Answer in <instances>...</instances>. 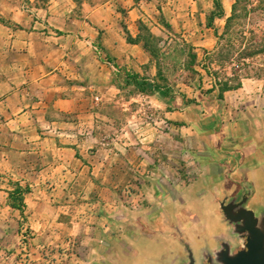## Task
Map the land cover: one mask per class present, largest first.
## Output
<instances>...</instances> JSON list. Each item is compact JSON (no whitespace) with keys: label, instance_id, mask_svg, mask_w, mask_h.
I'll use <instances>...</instances> for the list:
<instances>
[{"label":"rangeland","instance_id":"rangeland-1","mask_svg":"<svg viewBox=\"0 0 264 264\" xmlns=\"http://www.w3.org/2000/svg\"><path fill=\"white\" fill-rule=\"evenodd\" d=\"M102 1L70 0L71 20L76 21L72 29L82 34L50 45L55 70L50 124L42 119L34 138L25 141L14 121L22 106L30 104V95H36L27 73L36 71L38 57L48 52L18 40L21 26L0 15V103L5 109L0 121V264H93L101 259L98 252L124 249L127 239L144 231L142 206L153 195L144 193L143 186L189 184L187 152L202 147L208 131L220 145L238 142L242 131L235 123L246 103L254 106L260 121L264 169V54H257L264 37V0H241L243 19L227 35L236 0H221L225 16L216 18L211 28L214 0H130L129 6L113 0L109 12L91 21L88 15ZM9 2L11 13L25 4ZM140 23L154 37L155 56L142 44L119 49V57L109 53L104 41L109 45L123 38L129 44L126 32L136 39ZM61 46L68 47L67 53H59ZM229 53L230 60L225 58ZM227 79L233 86L242 82L244 90L226 93L221 101L216 81ZM138 82L160 89L145 94ZM43 90L33 101H46ZM20 93L28 95L25 102H19ZM43 132L60 148L73 149L74 158L59 152L58 145L51 147L55 159L48 147L45 160L28 149L26 143L41 142L36 138ZM60 155L67 158V170L58 163ZM98 174L118 186L101 196L94 189L101 180ZM18 184L30 189L25 217L11 207L10 193ZM260 197L257 219L264 233V184ZM187 208L203 216L208 211ZM223 226H216L218 232L223 233Z\"/></svg>","mask_w":264,"mask_h":264},{"label":"crops","instance_id":"crops-1","mask_svg":"<svg viewBox=\"0 0 264 264\" xmlns=\"http://www.w3.org/2000/svg\"><path fill=\"white\" fill-rule=\"evenodd\" d=\"M22 1L25 6L16 8L11 13L13 11L9 10V0H0V15L10 17L21 26L18 40L31 47L38 44L48 52L38 57L39 66L36 71L27 73V78L31 79L29 87L36 90V95H30V104L22 106L14 121L20 132L18 137L25 141L24 138L28 136L34 138V130L39 128L38 124L42 119L50 124V83L54 80L55 71L50 62V45L53 48L55 46L52 42L60 44L62 39L71 37L69 34L82 32L72 29V23L76 21L71 20L70 0ZM112 1L103 0L92 9L88 18L92 21L94 16L109 12ZM121 2L129 6L130 0ZM50 29L53 33H50ZM131 34L134 37L137 35L133 32ZM104 45L116 57H119L118 50L125 46L139 47L127 44L123 38H119L117 43L111 40L109 45L104 41ZM67 51L68 47H59V53L65 54ZM39 90H43L41 94L46 101L43 98L41 102L33 101L35 96L38 97ZM243 90L242 87L236 92ZM17 98L19 102H25L28 95L20 93ZM240 115L235 123L238 130L242 131L238 142H223L220 145L212 137L213 131H208L203 135L207 139L204 145L187 152L185 166L192 177L189 184L182 186L177 183H154L143 186L144 193L153 195V199H149L142 206V231L145 232L139 233L132 240L127 239L122 250H94L101 259L93 264H228V260L235 259L248 250L247 240L250 234L246 231L248 218L244 214L252 211L255 218H258L257 206L261 204L264 169L261 168V147L258 143L260 121L255 117L254 106L246 103L245 111H241ZM2 116H5V109L0 103V121ZM41 134L42 136L36 138L41 142L30 146L26 143L28 149L37 150L45 160L49 153L45 152V147H48L52 159H55V149L51 147L57 148L58 145L59 152L66 151L68 156L74 158L73 149H62L56 139L47 136V132ZM62 156H59L58 163L63 165V170H67V158ZM86 169L82 174L87 173ZM97 178L101 180L94 183V189L101 196L118 186L117 181L111 184L103 181V174H98ZM146 199L148 198L145 197ZM191 206L197 208V211L201 207L208 211L204 216L201 213L195 214L187 208ZM219 224L224 225L223 233L216 229ZM143 240L146 242L142 244ZM132 245H137L138 248L134 249Z\"/></svg>","mask_w":264,"mask_h":264},{"label":"trees","instance_id":"trees-1","mask_svg":"<svg viewBox=\"0 0 264 264\" xmlns=\"http://www.w3.org/2000/svg\"><path fill=\"white\" fill-rule=\"evenodd\" d=\"M242 1L241 0H236V3L233 5L232 8V15L231 17H229L227 19V24H226V35L232 32V28L236 25V24H240L241 20L243 19V16L241 14V10H239V6L241 5ZM214 4H215V8H216V12H214L212 14V18L210 19V28L212 27L214 20L216 18H224V9L221 3V0H214ZM160 11V10H159ZM161 13V11H160ZM167 27L169 29H171L170 25H167ZM58 34H61V32H58ZM127 34V41L129 44L132 45H139L142 44L143 48L146 52H149L150 54H152L153 56H155V51L154 48L151 46V41L153 40V35L152 33L149 31V29L144 26L142 23H140V27H139V34L137 35L136 39H132L131 35L126 32ZM217 37L218 34L216 33ZM259 47V49H257V54H264V37L260 39L259 43H257ZM256 54V53H255ZM252 56V55H249ZM226 59L230 60L231 58V53H229L227 55V57H225ZM192 60L193 63L195 64V62L197 61V55L193 54L192 55ZM108 62L110 64H113V62L108 59ZM116 66V65H114ZM135 79V78H134ZM232 79H227L226 82L224 83H220L218 84L216 81V86L219 90L218 93V98L219 100L223 101L225 98V94L234 90H239L243 87L242 82H239L236 86H233L232 83ZM138 87L141 90L142 93H152L155 90H159V87H155L154 85H151L149 83H145V82H138ZM216 88L213 87V89L210 91L211 93L215 92ZM30 189L27 188H23L21 185H16L14 191L12 193H10V201H11V207L15 210H18L22 217H25V209H26V203H25V197L27 194H29Z\"/></svg>","mask_w":264,"mask_h":264},{"label":"water","instance_id":"water-1","mask_svg":"<svg viewBox=\"0 0 264 264\" xmlns=\"http://www.w3.org/2000/svg\"><path fill=\"white\" fill-rule=\"evenodd\" d=\"M244 217L248 218L246 231L250 234L247 240L248 250L227 262L228 264H264V233L257 227L258 220L254 212H245Z\"/></svg>","mask_w":264,"mask_h":264}]
</instances>
